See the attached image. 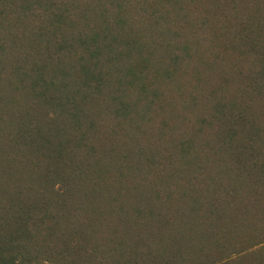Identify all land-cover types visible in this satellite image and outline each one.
<instances>
[{
	"label": "trees",
	"instance_id": "16d2710c",
	"mask_svg": "<svg viewBox=\"0 0 264 264\" xmlns=\"http://www.w3.org/2000/svg\"><path fill=\"white\" fill-rule=\"evenodd\" d=\"M0 264H264V0H0Z\"/></svg>",
	"mask_w": 264,
	"mask_h": 264
}]
</instances>
